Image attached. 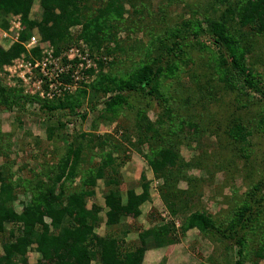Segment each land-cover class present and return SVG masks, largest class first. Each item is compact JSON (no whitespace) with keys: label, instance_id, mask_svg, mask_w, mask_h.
I'll use <instances>...</instances> for the list:
<instances>
[{"label":"trees","instance_id":"16d2710c","mask_svg":"<svg viewBox=\"0 0 264 264\" xmlns=\"http://www.w3.org/2000/svg\"><path fill=\"white\" fill-rule=\"evenodd\" d=\"M149 1L141 0L140 3L149 8ZM35 2L40 8L37 20L30 18ZM193 2L196 8L189 9L190 4L185 6L191 17L183 20L180 28L166 30L162 38L149 39L147 45L142 44L146 61L125 76L113 74L115 63H109L107 58L118 46L112 49L108 44L118 45L116 33L124 27L126 5L132 9L139 7L134 0H0V29L7 31L10 15H20L23 28L18 43L8 49L0 46V72L25 53L23 43L32 35L52 47L55 56L76 46L79 41L86 45L93 61H96L95 54L104 56L95 62L99 71L87 89H79L76 95L63 100L40 102V108L49 117L45 124L47 139L53 141L57 136L65 140L64 155L52 153V161L58 159L52 166L47 167L46 161L43 170L30 169L29 178L17 176L18 180L13 179L16 174L11 172L10 162L0 163V264H142L147 250L174 245L180 238L177 234L190 229L216 235L218 240L228 242L230 249L236 248L239 259L234 264H264L263 182H257L247 193L237 197L225 217H215L205 210L201 196H196L200 181L188 177L186 172L192 167H200V163L197 160L187 163L179 152L180 138L186 139L183 134L188 123L185 116L193 120L187 113L182 93L183 89L190 91L195 87L197 75L190 74V80L182 85V93L174 94L172 86L163 83V80L176 77L178 64L172 59H175L176 51L186 55L182 48L187 47L191 35L195 41L207 39L219 51L218 68L223 71L221 83L233 89L245 91L248 88L262 93L256 83L259 70L254 63L250 65L251 50L244 45L264 27V0ZM203 9L205 11L201 13ZM208 10L213 15L206 18ZM216 10L220 13L214 16ZM74 26H80V30L78 35L71 37L70 29ZM178 37L180 42H177ZM32 54L38 56V49ZM170 62L174 64L171 66ZM105 64L112 68L110 72H103ZM259 66L264 67V61ZM174 83L178 84V81ZM138 96L145 97L148 102L137 109L130 101ZM34 100L0 85V106L5 110L11 111L16 106L17 114H21L25 103ZM98 103L103 107L97 111ZM152 103L161 110L154 121L145 116ZM83 105L94 112V124L113 121L125 110L135 109L136 123L130 129L135 133L130 135L129 127L126 129L128 134L124 127L118 125L117 128L124 131L120 136L126 146L109 135L81 133L70 140L62 138L60 132L65 124L55 112L69 115L66 120L69 122ZM174 105L177 108L173 109ZM177 109L180 116L175 115ZM54 117L53 124L50 121ZM237 119L231 120L227 135L233 141L232 146L239 145L241 151L250 132L243 121ZM259 122L264 126L263 118ZM3 139L0 135V158L5 160ZM130 150L145 159L153 176L161 181L159 194L171 215L158 219L160 224L163 223L161 226L143 229L141 226L136 228L134 223L131 227L138 232L134 248L126 245L125 238L131 227L123 221L140 215V207L149 199V183L142 177V192L138 195L134 190L121 192L118 167L129 159ZM99 180L103 184V204L107 209L104 217L100 216L102 208L96 203L88 207V199L95 196ZM183 181L187 184L186 190L179 189ZM20 193L29 196L17 211L14 203ZM253 230L257 235L249 241L248 234ZM32 253L38 257L33 263L29 262Z\"/></svg>","mask_w":264,"mask_h":264},{"label":"rangeland","instance_id":"374dc122","mask_svg":"<svg viewBox=\"0 0 264 264\" xmlns=\"http://www.w3.org/2000/svg\"><path fill=\"white\" fill-rule=\"evenodd\" d=\"M193 1L150 0L149 8H144L140 3L141 0H134L136 5L139 6L135 9L126 5L127 10L124 12L123 19L124 27H121L116 33L118 45L108 44L112 49L118 46L115 53L109 59L107 58L109 63H115L113 74L120 73V75L126 76L127 72L133 71L136 66L144 63L147 58L144 55L142 44L147 45L149 39L155 41V38H162L166 30L180 28L182 26L181 22L191 17L190 11L185 6L190 4L189 9L194 10L196 8ZM203 1L201 0L202 3H204ZM33 8L32 16L38 18L40 10L39 14H37V9H39L37 3ZM201 11V13H204L205 10ZM219 13L216 10L214 16L219 15ZM205 15L208 18L213 13L208 10ZM79 30L80 26L72 27L70 29L71 37L78 35ZM0 38V42H6L5 47L10 46L8 44L11 41L2 39L1 33ZM180 41L181 38L178 37L177 42ZM250 41L244 46L251 50L250 58H248L250 65L254 63L259 70V78H257L256 83L262 89V93L248 88L245 91L233 89L225 83H221L220 78L223 77V71L218 68L219 51L207 39L201 38L195 41L192 40L191 35L188 37L187 47L182 48L183 53H186V55L176 51L177 55L175 59H172L178 64L175 72L177 74L176 77L172 78V80H163L165 85L170 84L172 86L174 94L182 93V85H185L190 80V74L197 75L195 87L190 91L183 89L182 93L184 95V104L187 105V113L190 117H193V120L185 116V121L189 123L186 124L183 131L186 139L181 137L180 142L176 141L179 142L180 156L184 161L191 163L197 160L200 163V167L188 169L186 171L187 175L188 177L199 179L200 190L196 192V196H201L200 202L204 205L205 210L212 213L215 217L219 215V218L227 216L228 210L235 204L236 198L243 196L259 181L263 182L261 189L264 195V131L261 132L262 129L264 130V126L263 123L259 122V119H264V67H258V64L264 61V27ZM0 45H3V43ZM137 48H141L140 51ZM143 48L146 49L145 47ZM94 56V60H96L94 62L104 57H99L96 54ZM227 60L228 62L230 61L228 58ZM95 64L98 73V64ZM107 64H105L103 72L112 70ZM169 64L172 66L174 62ZM96 74L89 83L77 84L73 93L66 89L61 98H54L49 101L63 100L67 96L76 95L79 89H87L86 86L96 79ZM68 81L64 80L65 83ZM176 81H178V84L174 83ZM0 85L6 89L19 91L22 96L36 99L25 103L21 114H17L19 111L16 106L11 111L5 110L3 106H0V135L4 137L1 144L4 147L2 152H5L6 157L5 160L0 158V163L10 162L12 164L11 172L16 174L13 179L18 180L17 176L21 179L29 178L31 176L30 169H37V172H40V170L44 169L45 163L48 162L47 167H50L58 160L56 158L55 161H52V153H58L60 157L64 155L66 152V141L60 140L57 136L53 141L47 139L45 124L49 117L40 108V102L46 99L40 98L38 94L32 97L25 95L24 89L17 82L7 84V82L4 83L0 80ZM147 102L148 100L142 96L135 97L130 101L137 109L138 106H143ZM102 107L98 103L95 108L98 111ZM172 107L173 109L177 108L176 105ZM150 108L145 111V116L150 121H154L161 110L154 103H152ZM177 112L178 114L175 113V115L180 116L178 109ZM55 115L65 124L63 132H60L62 138L70 140L72 136L81 133L84 135H109L114 141L123 142L124 146H126V143L122 141L120 135L124 131L128 134V131L136 123L135 109L125 110L113 121L95 124L94 112L87 108L86 105L81 106L77 110L76 115L70 117L71 121L69 122L66 121L69 117L66 113L55 112ZM84 115L85 118L82 119ZM236 118H238L237 121L242 120V123L250 132L249 138L241 147V151H239V145L235 144L236 147L232 146L233 141L227 135L231 120ZM55 121L56 117L51 119L50 122L54 124ZM118 125L124 127V131L117 129ZM127 128L129 129L128 131L126 130ZM194 129L195 132H193ZM134 133V131H129L130 135ZM131 139L135 141L134 138ZM9 143L10 148H8ZM106 149L109 150L108 147ZM144 149L146 153L147 149ZM33 156L36 157L33 159ZM114 156L117 155L114 153ZM119 160L121 161V159ZM95 161H98V158ZM116 164H119V161ZM204 166L207 169H204ZM127 172L135 178H139L142 174L148 176L150 180L152 177L145 159L134 150H130L129 159L118 167L121 181L123 174L126 175ZM78 182L76 181V184ZM187 188V184L184 181L179 184V189L186 190ZM103 190L102 182L100 180L97 181L95 196L90 198L89 205L91 202L103 203ZM28 196L29 194L20 193L14 203L17 211L21 209V203L27 200ZM158 201L162 202V200ZM160 205V208L157 207L156 210L152 211V213L154 212L152 216H156V218H153V220L151 218L148 224H142L144 229L163 224H159L158 221L160 218H167V216L161 215L164 209H161L162 206ZM101 230L103 234L104 229L101 228ZM190 232H179L177 234L180 238H177V243L169 248L172 249V253L170 257H166V264H234L238 261L239 256L235 253L237 249H230L231 245L225 240L220 241L216 235H206L199 231H194L200 237L199 240L194 232ZM254 234L257 235L255 230L248 234L249 241ZM164 249L163 247L161 250L164 251ZM37 258V254L32 253L29 262H35ZM178 260L184 263H177ZM243 264L250 263L244 262Z\"/></svg>","mask_w":264,"mask_h":264},{"label":"built area","instance_id":"2783aa9c","mask_svg":"<svg viewBox=\"0 0 264 264\" xmlns=\"http://www.w3.org/2000/svg\"><path fill=\"white\" fill-rule=\"evenodd\" d=\"M8 24L7 31L1 33L2 39L11 41L10 45L18 43L23 30L21 16L12 15ZM23 47L25 53L3 67L0 80L7 84L17 82L25 95L32 97L38 94L48 101L58 99L66 89L73 93L77 84L89 83L97 73L96 64L89 57V51L82 41L58 56L54 55L52 47L41 43L36 35L25 41ZM34 49H38V56L32 54ZM64 80L69 81L65 83Z\"/></svg>","mask_w":264,"mask_h":264},{"label":"crops","instance_id":"0c3cea01","mask_svg":"<svg viewBox=\"0 0 264 264\" xmlns=\"http://www.w3.org/2000/svg\"><path fill=\"white\" fill-rule=\"evenodd\" d=\"M37 2H35L32 6V9H31V13H30V18L31 19H38V18H34L32 16V10H34V6ZM38 5V3H37ZM39 6V5H38ZM39 9H37V14H39ZM40 16V14H39ZM3 30L0 29V33H2ZM0 41H1V38H0ZM3 41V40H2ZM3 43V45H0L1 47H3L4 49H8L11 45V42L8 44L10 46L8 47H5V43L6 42H0V44ZM149 169V168H148ZM145 171V169H144ZM146 172V171H145ZM149 172L151 173V180L149 179L148 176H145L144 174H142L139 178H135L133 177V175H129V173L127 172L126 175L123 174V179H122V189H121V192H126L127 190H134V192L138 195V194H141L142 192V177H145L146 181L149 183V199L140 207V215L136 218H130V219H126L125 221H123V224L124 225H128V227L130 228L134 223H135V227L138 228L139 226H141L143 229V225L142 224H148L150 223V220H151V217L152 214V211L153 210H156L157 207L162 206L161 209L163 208V212L161 215H168L171 217L169 211L167 210L165 204L158 200H162L161 197H160V194H159V186L161 185V181L159 179H156L151 170L149 169ZM124 196V195H123ZM156 198V199H155ZM102 199H103V194H102ZM90 199H88V207H90V205H92V203H95V202H91L90 205H89V201ZM94 201V200H92ZM97 205H99L102 210L100 211V216L104 217L105 216V212L107 211L106 208H104V204L103 203H96ZM160 208V207H159ZM153 220V218H152ZM160 224V223H159ZM100 231H102L100 229ZM194 232V231H198L197 229H190V230H187L185 233L187 232ZM190 232V233H191ZM137 233L133 227L130 228V232L127 234L126 238H125V241H126V245L128 246V248L133 245V248L135 246V243H136V239H137ZM195 233V232H194ZM195 236L200 240V237L198 235H196L195 233ZM130 242H132L130 244ZM179 244V243H178ZM175 245V244H174ZM171 246L169 247H164V251L161 250L162 248H158V249H151V250H147L145 253H144V257H143V261H142V264H166V257H170L171 256V251L172 249H169ZM184 263L182 262L181 260H178L177 263ZM186 264V263H185Z\"/></svg>","mask_w":264,"mask_h":264}]
</instances>
